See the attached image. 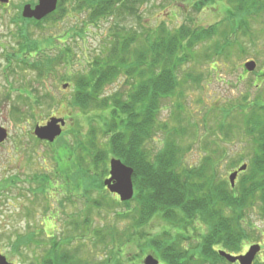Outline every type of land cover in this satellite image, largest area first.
Wrapping results in <instances>:
<instances>
[{"label":"trees","instance_id":"1","mask_svg":"<svg viewBox=\"0 0 264 264\" xmlns=\"http://www.w3.org/2000/svg\"><path fill=\"white\" fill-rule=\"evenodd\" d=\"M153 1L58 0L53 14L42 21L32 20L37 27L49 22L55 25L67 16L71 5L74 11L89 17L86 23L95 25L102 19L115 22L111 28L113 39L110 47L93 59L87 73L70 79L75 86L72 106L84 112L94 108L102 112L99 117L102 127L92 125L83 135L71 133L72 139L63 143L62 151L53 157L56 171L51 176L40 177L41 191L38 193L52 191L54 195L65 192L73 195L84 190V194L79 196L86 200V195L93 191L104 192L102 183L109 175L108 161L116 158L134 170L135 187L134 199L123 203L129 212L118 214V217L132 218L138 228L146 226L154 218L162 219L178 233L175 237L168 233L156 236L149 241L143 253L152 251L163 264H231L219 255V251L232 255L245 252L246 242L252 239L248 230L252 232L254 226L246 220L247 209L258 205L257 201L261 202L259 208L264 215L262 96L252 103L245 98V105L238 108L236 118L239 121L234 130H244L255 148L250 158L251 176L245 177L247 171L240 174L239 182L232 188L219 171L225 151L222 149L220 153L217 143H212L211 149L204 146L209 153L200 165L190 167L183 163L186 152L190 150V146L183 145V140L191 135L188 123L181 118V100L186 94L177 71L196 59L193 53L199 45L204 44V59L222 56L231 46L228 35L239 29L244 34V28L249 27L246 19L251 15L264 14V0H229L238 6L235 8L238 15L223 24L226 25L224 31H220L217 25L209 29L183 25L171 30L164 24L155 29L142 26L140 30L128 28L130 19L141 22L140 7ZM226 12L231 13V9ZM26 22L22 18L16 21L19 25V51L23 56L19 58L17 68L48 80L56 75L58 66H66L73 59L67 46L68 33L56 39L49 37L46 41L48 47L57 43L61 46L58 55L50 56L45 48H40L39 41L31 37L29 29L23 27ZM215 40H223L224 44H205ZM62 80L69 83L68 76H63ZM116 83H121V87L105 94L106 88ZM169 104L174 105L170 115L173 121H162L161 113ZM224 125L226 123L223 128ZM234 130L226 136L233 134ZM192 132L195 133L194 128ZM158 134L163 135L162 146L154 152L149 145L157 143ZM2 182L1 187L18 185L13 179ZM73 186L76 192L72 194ZM104 200L92 198L90 203L106 208L109 202L105 204ZM132 203H135L134 207H131ZM85 223L89 224V221ZM190 230L198 233L203 230L204 233L193 250L183 245V232ZM35 237L33 232H29L24 239L11 241L15 245V254L23 263L28 262L26 251L35 246ZM22 248L23 253L20 251ZM63 255L66 254L55 258L45 251L42 257L35 256L31 264H89L83 256ZM254 264H264V260H255Z\"/></svg>","mask_w":264,"mask_h":264},{"label":"rangeland","instance_id":"2","mask_svg":"<svg viewBox=\"0 0 264 264\" xmlns=\"http://www.w3.org/2000/svg\"><path fill=\"white\" fill-rule=\"evenodd\" d=\"M38 4L39 0H10L5 8L0 6V126L8 133L7 140L0 145V184L5 179H13L18 184L16 187L14 184L0 185V255L13 264H31L35 256L42 257L45 251L55 258L62 253L66 257L83 256L89 264H144L147 256H154L152 251L143 253L151 239L166 233L173 237L178 235L166 221L154 218L138 228L132 218L118 217L129 209L118 196L105 190L103 183L105 191H93L86 195V200L79 196L84 190L75 193L74 186L71 191L74 196L66 192L57 195L52 191L51 195L38 193L41 191L40 177L51 176L56 171L53 157L62 151L63 143L72 139L71 133L83 135L92 125L102 127L99 119L102 112L95 108L84 112L72 106L75 86L70 79L87 73L93 59L110 47L111 28L115 24L107 19L95 25L86 23L89 17L69 5V13L63 20L55 25L49 22L37 27L33 19H25L22 14L25 6L35 8ZM236 7L229 0H155L140 7L141 22L130 19L127 27L155 29L164 24L175 30L183 25H194L198 29L217 25L220 31H224L226 25L223 24L237 18ZM227 9H231V13L226 12ZM18 18L27 21L23 27L29 29L31 37L39 41L40 48H45L50 56L58 55L61 46L57 43L48 47L46 41L49 37L56 39L68 33L67 46L73 59L66 66H58L56 75L48 80L17 68L19 58L23 57L18 45ZM246 21L249 27L244 28V34L237 28L239 30L228 35L231 46L222 56L204 59V44L199 45L193 53L196 59L177 71L186 94L181 100V118L188 123L191 135L183 140L185 147L190 146L183 163L190 167L200 165L209 153L204 146L211 149L212 143H217L220 153L222 149L225 151L219 171L226 181L243 165L248 167L245 177L251 176L252 171L250 158L254 142L244 130H234L239 121L236 118L238 108L245 105V98L252 103L260 95V104L264 106V14L251 15ZM217 42L224 44L223 40L205 44L209 46ZM251 62L256 68L248 73L246 64ZM63 76L69 77V83L62 80ZM198 78L200 80L195 81ZM120 87L121 83H116L106 88L105 94ZM173 107L170 104L164 107L162 121H173L170 117ZM51 118L65 120L63 134L54 143L42 142L34 131L38 126L47 125ZM233 130L229 139L226 135ZM162 138L163 135L158 134L157 143L149 145L152 151L161 148ZM238 182L236 180L235 185ZM92 198H104L105 204L109 202L108 207L93 206L90 203ZM260 203L257 201L258 205L246 211V220L254 225L252 232L248 230L252 239L249 244L246 242V250L254 244L261 245L262 250L256 258L258 262L264 260V215ZM134 206L132 203L131 207ZM86 220L89 224L85 223ZM203 230L199 233L202 234ZM29 232L36 236L35 246L26 251L28 262L23 263L15 254V245L11 241L24 239ZM183 234V245L193 250L197 246L195 234L192 230ZM23 250L20 249L22 253Z\"/></svg>","mask_w":264,"mask_h":264},{"label":"water","instance_id":"3","mask_svg":"<svg viewBox=\"0 0 264 264\" xmlns=\"http://www.w3.org/2000/svg\"><path fill=\"white\" fill-rule=\"evenodd\" d=\"M10 0H0L2 5L9 4ZM58 0H39V4L32 8L31 6H25L23 10V18L34 19L36 21H42L57 9ZM256 68L254 62L246 64L248 72H253ZM64 89L67 86L63 87ZM66 122L64 119L52 118L47 125L38 126L34 135L40 141L54 143L63 133V127ZM8 138L7 131L0 126V145L3 144ZM247 166L244 165L238 171L230 175L229 181L232 187H235V180L238 173L245 172ZM110 178L104 181L103 185L111 194L117 195L122 203L131 201L134 198L135 190L133 184L134 170L125 165L121 160L112 159L110 160ZM261 252L260 245H253L250 247L248 252L241 256H233L226 252L221 251L220 256L226 259L231 264H253L257 255ZM0 264H13L8 259L0 255ZM144 264H159V261L154 257L149 256L145 259Z\"/></svg>","mask_w":264,"mask_h":264},{"label":"flooded vegetation","instance_id":"4","mask_svg":"<svg viewBox=\"0 0 264 264\" xmlns=\"http://www.w3.org/2000/svg\"><path fill=\"white\" fill-rule=\"evenodd\" d=\"M240 175V174H239ZM239 175H238V178H239ZM238 178H237V180H238ZM194 234H195V237H196V241H197V243L201 240V236L202 235H204V233L203 234H201V233H198V232H193ZM199 239V240H198ZM244 253H246V251L244 252ZM243 253V254H244Z\"/></svg>","mask_w":264,"mask_h":264}]
</instances>
